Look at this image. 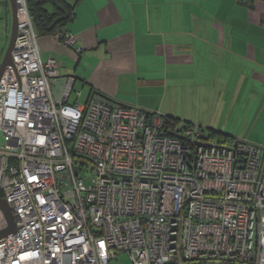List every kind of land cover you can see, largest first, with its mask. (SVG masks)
Instances as JSON below:
<instances>
[{
    "label": "built area",
    "instance_id": "2783aa9c",
    "mask_svg": "<svg viewBox=\"0 0 264 264\" xmlns=\"http://www.w3.org/2000/svg\"><path fill=\"white\" fill-rule=\"evenodd\" d=\"M15 2L0 199L17 229L0 237V264H109L123 252L131 264H264V147L197 125L171 135L159 113L81 99L75 76L41 59L26 0Z\"/></svg>",
    "mask_w": 264,
    "mask_h": 264
},
{
    "label": "crops",
    "instance_id": "0c3cea01",
    "mask_svg": "<svg viewBox=\"0 0 264 264\" xmlns=\"http://www.w3.org/2000/svg\"><path fill=\"white\" fill-rule=\"evenodd\" d=\"M67 1L74 43L38 37L41 59L55 58L61 75L88 94L264 147V0ZM6 5L0 0V61Z\"/></svg>",
    "mask_w": 264,
    "mask_h": 264
},
{
    "label": "trees",
    "instance_id": "16d2710c",
    "mask_svg": "<svg viewBox=\"0 0 264 264\" xmlns=\"http://www.w3.org/2000/svg\"><path fill=\"white\" fill-rule=\"evenodd\" d=\"M77 0H74L76 2ZM28 12L36 30L38 36L52 34L53 31L64 26L69 22L73 14L74 3H70L67 0H26ZM166 126L171 128L177 125L179 120L171 116L163 115ZM190 126V124H181V126L176 129H169L176 133L181 132L185 128ZM209 139L216 138L217 141L225 143L227 142V135L220 131L209 129L204 130ZM1 196V194H0Z\"/></svg>",
    "mask_w": 264,
    "mask_h": 264
},
{
    "label": "water",
    "instance_id": "95a60500",
    "mask_svg": "<svg viewBox=\"0 0 264 264\" xmlns=\"http://www.w3.org/2000/svg\"><path fill=\"white\" fill-rule=\"evenodd\" d=\"M9 5H10V11H11V30H10V36L9 40L5 49V52L3 54V57L0 61V76L4 70V68L7 65L12 64V58H11V53L14 45V41L16 38L17 34V14H16V2L15 0H8ZM165 132L171 135H176L177 133L168 129H165ZM0 209L2 210L6 221L8 223V227L5 228L4 230L0 231V237L6 236L7 234L13 233L16 231V226L13 221V216L10 210V207L6 200L4 198L0 199Z\"/></svg>",
    "mask_w": 264,
    "mask_h": 264
},
{
    "label": "rangeland",
    "instance_id": "374dc122",
    "mask_svg": "<svg viewBox=\"0 0 264 264\" xmlns=\"http://www.w3.org/2000/svg\"><path fill=\"white\" fill-rule=\"evenodd\" d=\"M5 1H6V4H7L6 6L8 7V10H9V15L11 17V11H10L9 2H8V0H5ZM3 44H1V46ZM74 88H75V90H80L81 91V99H83V98H85L87 96L88 90L86 88H84V87H81L80 84L76 83V85H74ZM181 124H178L177 126H172V127L175 128V129H178L181 126ZM213 140H216V138H213ZM0 145H3V139H2V135L1 134H0ZM81 176L84 177L85 173H82ZM109 264H131V261L129 259V256L125 252H123V253L118 254L115 258H113L110 261Z\"/></svg>",
    "mask_w": 264,
    "mask_h": 264
}]
</instances>
